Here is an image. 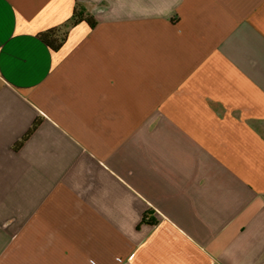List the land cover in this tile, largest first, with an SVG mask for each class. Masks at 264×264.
Returning a JSON list of instances; mask_svg holds the SVG:
<instances>
[{
  "label": "crops",
  "instance_id": "0c3cea01",
  "mask_svg": "<svg viewBox=\"0 0 264 264\" xmlns=\"http://www.w3.org/2000/svg\"><path fill=\"white\" fill-rule=\"evenodd\" d=\"M0 264H264V0H0Z\"/></svg>",
  "mask_w": 264,
  "mask_h": 264
},
{
  "label": "trees",
  "instance_id": "16d2710c",
  "mask_svg": "<svg viewBox=\"0 0 264 264\" xmlns=\"http://www.w3.org/2000/svg\"><path fill=\"white\" fill-rule=\"evenodd\" d=\"M81 22H86L91 27H94L97 24V21L92 16L87 14L85 9L81 5L77 4L70 20L67 23H65L61 27L52 28L45 32H41L38 34V36L49 48H51L54 51H58L59 49H61V47L67 40L68 29ZM39 124H40L39 120H36L33 123L29 132L15 146L16 149H19L23 146V144L28 140V138L38 128ZM147 216L144 217L143 222L147 221L151 224L154 223V220H147L146 218Z\"/></svg>",
  "mask_w": 264,
  "mask_h": 264
}]
</instances>
